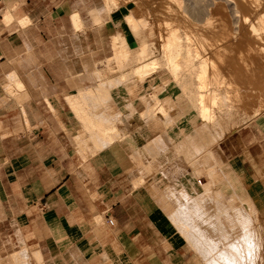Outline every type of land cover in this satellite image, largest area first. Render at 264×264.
Returning <instances> with one entry per match:
<instances>
[{
    "label": "crops",
    "instance_id": "1",
    "mask_svg": "<svg viewBox=\"0 0 264 264\" xmlns=\"http://www.w3.org/2000/svg\"><path fill=\"white\" fill-rule=\"evenodd\" d=\"M132 3L0 0V264H38L36 250L42 264H195L192 215L207 191L264 213V116L212 144L162 70L108 73V59L147 39L127 22ZM116 35L126 48L115 51ZM86 115L122 137L85 142Z\"/></svg>",
    "mask_w": 264,
    "mask_h": 264
},
{
    "label": "bare ground",
    "instance_id": "2",
    "mask_svg": "<svg viewBox=\"0 0 264 264\" xmlns=\"http://www.w3.org/2000/svg\"><path fill=\"white\" fill-rule=\"evenodd\" d=\"M104 1L108 9L113 10L119 7L118 3H121L119 1L123 0ZM130 2H134L133 10L137 11L139 9L140 16H144L142 10H140L141 7V9L145 8L146 13H148L145 16L146 18L151 15L159 35L161 55L149 56L153 54L151 53L153 43L150 45L149 39L140 43V48L136 51V54L131 53L132 51L129 54H115L114 58L116 61L118 60L117 62L121 60L124 62L125 59L126 62L128 59L140 62L135 63L132 69L130 68L129 73H123L122 77H126L124 79L131 76V78L141 81V79L154 72L163 68L167 69L171 77L164 78L165 83L173 79L179 82V85L184 84L185 91L187 89L192 90L190 92V94L192 93L191 102L199 112L204 123L203 127L206 126V128L213 124L212 121H216L215 119L218 117L225 116L229 118L227 115L233 111L241 112L247 118L259 116L264 112V0H124L122 3L127 4ZM77 16L78 14L74 16L75 21L78 20ZM136 16L138 17V15ZM143 16H141L142 19ZM135 17L131 12L127 16V22L134 32L140 34L138 31L141 30L139 26L141 18L136 19ZM138 19L139 21H137ZM147 20L149 22V19ZM113 46L115 51H118L119 48H126L127 43L123 37L116 35L113 37ZM133 61L131 62L133 63ZM79 97L70 98V103L78 114L84 115L86 110L83 106L85 105L81 104ZM222 99L224 100L222 103L225 106L226 113L223 111V107L221 108L222 111L219 110L223 106H220V100ZM162 104L166 105L161 103V106ZM155 107H151L152 113L156 110H160L164 114L168 113L166 111L169 109L165 111V107H158L157 105ZM83 118L86 122L84 124H87L90 128V131H88L90 135L87 139L84 138L85 142L94 141L96 135H100L99 137L104 140H107L113 134L116 137L115 132L119 130L117 126L107 127L98 121L99 119L96 120L95 118V121H93L88 115L83 116ZM83 133L85 134V132ZM83 133L80 134V137L84 135ZM110 139L112 140V137ZM111 140H109L110 143ZM92 144H90V147ZM207 193L211 194V191H207ZM204 194L206 195V193ZM207 195L205 197H208ZM205 199L207 200V198ZM210 200L212 201V199H209V203ZM198 201L196 205L202 206L203 202L200 204ZM250 203L255 205L253 201ZM193 204L194 207L195 203ZM205 206H207V201ZM223 206L222 208L227 207L226 211L231 212L228 210L230 206ZM243 208H236L238 209V215L235 221L231 218L226 219L223 220V225H220V220L216 218V212L211 211L206 213V216L205 211L194 210V223L192 225L194 231H205L207 233L205 239L211 241H220L221 238L224 241L228 240L227 246L224 245L226 248L218 249V251H215L217 247L209 249L210 254L214 253V256L210 255L212 258L208 259L207 264H264V219L258 217L255 223L252 221L253 219H250L254 223L252 224L251 221L247 220L245 214L248 207L245 210ZM247 215H250V213ZM236 221L238 222L237 226H227L228 223ZM199 222L201 223L200 226L198 225ZM194 234V240L199 243L201 237L196 236L195 232ZM215 245L217 244L211 242L209 246ZM247 255H250V257L247 258ZM245 257L247 261L244 260Z\"/></svg>",
    "mask_w": 264,
    "mask_h": 264
},
{
    "label": "rangeland",
    "instance_id": "3",
    "mask_svg": "<svg viewBox=\"0 0 264 264\" xmlns=\"http://www.w3.org/2000/svg\"><path fill=\"white\" fill-rule=\"evenodd\" d=\"M124 1V0H123ZM123 1H119V2H123ZM121 3H118V5L120 6V4ZM125 3H126V1H125ZM122 4H124V3H122ZM132 5H134V3H132ZM142 8V7H141ZM140 8V10H142L141 12H142V14H144V16L143 15H141V16H143V19H142V17L139 15V14H141L140 12H139V9H137V11L135 10H133L132 9V15H134V17L136 16V15H138V17L136 16L135 18L137 19V18H141V22L139 21V19L137 20V21H139V26H140V31H138V32H140V34H142V35H146V37H147V39H149L148 41H150L149 43H150V45H151V43H153V45H152V48H153V51H152V49H151V53H153V54H151V55H149L150 57L152 56H160L161 54H160V52L161 51H159L160 49H159V35L157 34V31H156V27L154 26L155 25V23H154V21L151 19V15H149V16H147V17H149V18H146L145 16H146V14L148 15V13H146V10H145V8H143V9H141ZM134 11V12H133ZM134 13H136V14H134ZM138 13V14H137ZM147 19H149V22H148V20ZM142 20H144V21H142ZM147 20V21H146ZM148 22V23H147ZM153 22V23H152ZM142 25H144V26H142ZM143 29H142V28ZM147 30H146V29ZM138 37H140L138 34H136ZM142 35H141V37H142ZM155 41V42H154ZM155 43V44H154ZM155 46H156V48H155ZM148 56V57H149ZM131 57H133V56H131ZM123 59V58H122ZM111 60V61H110ZM112 60H113V62H112ZM124 60V59H123ZM129 60H131V59H128L127 60V62H126V59L124 60V62L121 60V61H119V62H117L116 61V59L113 57V58H110V59H108L107 60V62H106V67L105 68H107V71H108V73L109 74H111V76H112V78L114 77H116V76H119L120 75V73L122 72V70L123 71H126V70H129L130 71V69L129 68H131L132 69V67L134 66V64L135 63H137L138 64V62H136L135 60L133 61V60H131V61H133V63L130 61L129 62ZM120 62H122V63H120ZM110 63V64H109ZM140 63V62H139ZM120 64V65H119ZM122 64V65H121ZM116 65V67H114ZM123 67V68H122ZM120 68V69H119ZM125 69V70H124ZM129 71H127L128 73H129ZM97 73H98V75H97V77H98V79L100 80V83L101 82H106V81H108V79H110V78H106L105 76H102L100 73H102V70H100V71H97ZM159 74H161V77H162V79L163 78H165V77H171V75H170V73L167 71V69H165V68H163L162 69V71L161 72H159ZM122 75H123V73L121 74V77H122ZM123 78V77H122ZM124 78H126V77H124ZM123 78V79H124ZM128 78H131V76H128L127 77V79ZM131 79H133V77L131 78ZM135 80V79H134ZM165 81V80H164ZM169 83V85H171V86H173V88H174V90L176 91V94H178L179 95V97H180V99L182 100V101H184L185 103H188L189 104V106H192L193 108H194V112H195V121H196V125H198V126H202L203 127V122H202V119H201V117H200V115H199V113L197 112L198 110L197 109H195V106L193 105V103L191 102V100L189 99V94L188 93H186L184 90H183V88H182V86H180L176 81H174L173 79L172 80H169L168 82H167V84ZM164 84H166L165 82H164ZM160 90V89H159ZM185 92V93H184ZM100 93V92H99ZM81 94H84V92H82ZM102 94V93H101ZM153 95L154 96H156V93L154 94L153 93ZM82 96V95H81ZM221 101V104H220V106L221 105H223V103H222V101L224 102V100L222 99V100H220ZM157 104H158V102H157ZM156 104V105H157ZM84 107V109L86 110V108H85V106H83ZM223 107V111L226 113L227 111L225 110V106L223 105V106H221L220 107V109L219 110H221L222 111V108ZM224 112H222L223 114H225ZM235 114H234V113ZM232 113H230V114H228L227 116H229V118L228 117H218V118H216L215 120L217 121H212V123L213 124H210V126L206 129L207 130V132L211 135V137H212V140H213V142H212V144L213 143H219L221 140H224L227 136H234L236 133H238V132H241L242 130H244V128H245V126L247 125V124H249L255 117H258V115L257 116H253V117H251V118H247L246 117V115H244V114H242L241 112H238V111H233ZM85 113H86V111H85ZM84 113V114H85ZM238 114V115H237ZM222 115V114H221ZM230 116H232V117H230ZM259 116H264V112H262V114H259ZM221 118V119H220ZM84 122H85V120H84ZM86 123V122H85ZM214 125V126H213ZM86 126H87V124H86ZM116 126V125H115ZM212 126V127H211ZM86 130L87 131H90V128H88V126H87V128H86ZM117 133H118V135H117ZM115 134H116V137H114L115 135L113 134V135H110V137H112V140L110 139V137L107 139V142H109V140H111V142L113 141V140H115V139H119V138H121L122 136V134L119 132V130H117L116 132H115ZM85 136H86V134H84ZM84 135H82L83 137H84ZM80 137V138H83V137ZM118 136V137H117ZM114 137V138H113ZM105 138V137H104ZM107 138V137H106ZM235 139V138H234ZM228 141V140H227ZM99 146V145H98ZM221 164V163H220ZM216 164L214 165H212V167L213 168H216ZM211 173V170H209V171H207L206 172V175L208 176L209 174ZM212 189V188H211ZM213 190V189H212ZM214 193V194H213ZM215 198H216V200H215ZM210 199H212V201L210 200V205L208 204V207L207 206H205V207H202V208H197V209H195V210H202V211H205L204 212V214L207 216V214L206 213H209V212H216L217 213V215H215L216 216V218L217 219H219L220 220V225H223L224 223H223V220H226V219H234V221L237 219V213H238V209H236V208H242V207H244L243 208V210H245L246 209V207H248V211L246 210L245 211V214H246V217H247V220L250 222L251 220L250 219H253L252 221H254V223H255V220L257 219L258 220V217L261 219H264V213H262V212H260L258 209H257V207H256V205H254L253 203H250V202H252V200H250V202H249V200H246V199H243V198H238V197H234V196H232V195H221L220 193H216V192H214V191H211V194H210ZM203 200L204 199H200L199 200V202H200V204H201V202H203ZM220 202H219V201ZM217 202H218V204H217ZM223 202V203H222ZM225 202H227V203H225ZM249 202V203H248ZM206 203V202H205ZM203 204H204V202H203ZM202 204V205H203ZM214 204V205H213ZM251 204H253V205H251ZM221 207H220V206ZM223 205H228V206H230L229 208H228V210L229 211H231V212H228V211H226L227 210V207H225V208H222V206ZM249 205H251L250 207H249ZM217 206V207H216ZM224 207V206H223ZM257 209V210H255V209ZM225 209V210H224ZM258 211V212H257ZM247 212H249L250 213V215H247V214H249V213H247ZM257 213V215H255ZM253 215V216H252ZM260 215V216H259ZM193 216H194V214L192 215V218H193ZM209 217V216H208ZM212 218V217H211ZM251 221V222H252ZM253 222H252V224H254ZM200 222H199V226H200ZM237 224H238V222L236 221V222H232V223H228L227 224V226H229V227H233V226H237ZM180 225V227L182 228V231L184 232V234H188V233H190L192 230L188 227L187 228V226H186V224H183V223H180L179 224ZM191 227H193V226H191ZM195 233H196V236L197 235H199L198 237H201V240L199 241V243H198V241H196V240H194V236H193V240H194V243H195V250L197 251V253H198V256L197 257H199L198 258V261L195 263V264H207L208 263V259H210V257L211 256H214L213 254L214 253H211L210 254V248H216V250L215 251H218V249H222V248H226V244H228V240L226 241H224V240H222V238L220 239V241H211V240H208V239H205V236H206V232L205 231H199V232H197V231H195ZM195 235V234H194ZM222 240V241H221ZM212 242V244H217V245H215V246H209L210 245V243ZM206 243V244H205ZM225 243V244H224ZM224 245H226L225 247H224ZM209 247V248H208ZM209 250V251H208ZM207 251H208V255H207ZM215 251H213V252H215ZM28 252V249L27 250H25V252H24V254L25 253H27ZM29 253L30 254H32V255H34V257L36 256V259H37V262H38V264H42L41 263V261H40V257H38V255L35 253H32V252H30L29 251ZM27 255V254H26ZM211 255V256H210ZM208 256H209V258H208ZM250 257V255H247V258H249ZM212 258V257H211ZM244 260H246V257L244 258ZM250 260V259H249ZM247 261V260H246Z\"/></svg>",
    "mask_w": 264,
    "mask_h": 264
},
{
    "label": "built area",
    "instance_id": "4",
    "mask_svg": "<svg viewBox=\"0 0 264 264\" xmlns=\"http://www.w3.org/2000/svg\"><path fill=\"white\" fill-rule=\"evenodd\" d=\"M108 222L111 224V225H114L115 224V220L111 217H108Z\"/></svg>",
    "mask_w": 264,
    "mask_h": 264
}]
</instances>
